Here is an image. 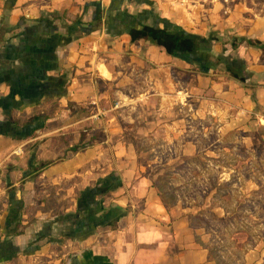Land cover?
Segmentation results:
<instances>
[{"label": "crops", "instance_id": "0c3cea01", "mask_svg": "<svg viewBox=\"0 0 264 264\" xmlns=\"http://www.w3.org/2000/svg\"><path fill=\"white\" fill-rule=\"evenodd\" d=\"M230 2L0 0V264H219L135 177L118 118L212 91L264 130V49L228 43L264 45V1ZM156 18L222 38L213 54L245 81L189 72L177 87L192 66L139 36Z\"/></svg>", "mask_w": 264, "mask_h": 264}, {"label": "rangeland", "instance_id": "374dc122", "mask_svg": "<svg viewBox=\"0 0 264 264\" xmlns=\"http://www.w3.org/2000/svg\"><path fill=\"white\" fill-rule=\"evenodd\" d=\"M163 46L167 53L169 45ZM189 72L200 70L193 65L178 74L177 87ZM208 75L222 81L227 73L220 65ZM219 93L180 94V99L170 93L161 103L151 100L149 108L126 110L119 128L134 149L135 177L152 184L168 212L190 216L196 242L213 260L264 264V130L256 119L228 108ZM95 135L103 139L100 132Z\"/></svg>", "mask_w": 264, "mask_h": 264}, {"label": "trees", "instance_id": "16d2710c", "mask_svg": "<svg viewBox=\"0 0 264 264\" xmlns=\"http://www.w3.org/2000/svg\"><path fill=\"white\" fill-rule=\"evenodd\" d=\"M156 19L158 24L162 25V28L160 29L159 26L151 23L143 28V31L139 35L140 37L152 41V43L159 47H164V44H168L170 48L167 53L170 56L183 60L191 66H198L200 74L203 76L221 65L223 71L231 79L239 83L245 81V65L242 61L233 55L225 54L223 46L221 54L216 56L213 54V43L225 45L222 38L217 37L216 34H211L208 38L193 36L165 20ZM228 43L233 51L243 43L249 47L264 49V45L245 38H232L229 39Z\"/></svg>", "mask_w": 264, "mask_h": 264}]
</instances>
